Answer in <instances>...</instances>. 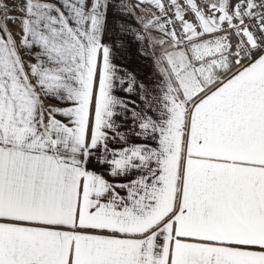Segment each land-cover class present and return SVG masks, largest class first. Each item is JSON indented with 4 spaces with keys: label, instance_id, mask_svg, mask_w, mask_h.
<instances>
[{
    "label": "snow or ice",
    "instance_id": "1",
    "mask_svg": "<svg viewBox=\"0 0 264 264\" xmlns=\"http://www.w3.org/2000/svg\"><path fill=\"white\" fill-rule=\"evenodd\" d=\"M0 264H264V0H0Z\"/></svg>",
    "mask_w": 264,
    "mask_h": 264
},
{
    "label": "crops",
    "instance_id": "2",
    "mask_svg": "<svg viewBox=\"0 0 264 264\" xmlns=\"http://www.w3.org/2000/svg\"><path fill=\"white\" fill-rule=\"evenodd\" d=\"M130 71H135L138 78L143 79L146 71H150V67L143 59H136L134 56L129 55L127 60L123 62Z\"/></svg>",
    "mask_w": 264,
    "mask_h": 264
}]
</instances>
